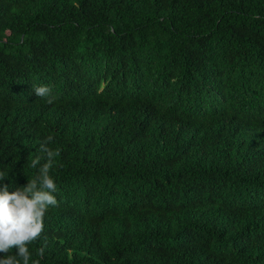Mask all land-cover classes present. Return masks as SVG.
I'll return each instance as SVG.
<instances>
[{"label": "trees", "instance_id": "1", "mask_svg": "<svg viewBox=\"0 0 264 264\" xmlns=\"http://www.w3.org/2000/svg\"><path fill=\"white\" fill-rule=\"evenodd\" d=\"M48 136L39 264H264V0H0L9 191Z\"/></svg>", "mask_w": 264, "mask_h": 264}, {"label": "clouds", "instance_id": "2", "mask_svg": "<svg viewBox=\"0 0 264 264\" xmlns=\"http://www.w3.org/2000/svg\"><path fill=\"white\" fill-rule=\"evenodd\" d=\"M33 91L49 104L55 101L47 85L34 86ZM52 142V136L40 142L37 149L40 155L32 158L30 163V167L37 171L28 178L26 186L9 191V186L2 183L9 172L0 170V253L3 254L0 255V264H39L32 258L28 245L42 233L49 208L58 204L57 186L50 172L59 150L49 147ZM42 159L44 163L41 164ZM13 246L17 249L15 253L12 252ZM44 253L43 247L36 250L39 257Z\"/></svg>", "mask_w": 264, "mask_h": 264}]
</instances>
